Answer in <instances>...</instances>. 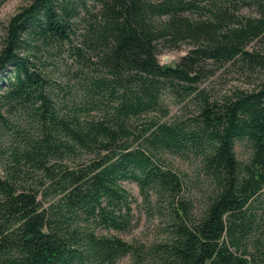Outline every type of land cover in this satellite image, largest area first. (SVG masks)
<instances>
[{
    "label": "trees",
    "instance_id": "trees-1",
    "mask_svg": "<svg viewBox=\"0 0 264 264\" xmlns=\"http://www.w3.org/2000/svg\"><path fill=\"white\" fill-rule=\"evenodd\" d=\"M1 28L0 264H264V0H31ZM222 68L262 76L214 95ZM130 183L163 237L119 235Z\"/></svg>",
    "mask_w": 264,
    "mask_h": 264
},
{
    "label": "rangeland",
    "instance_id": "rangeland-1",
    "mask_svg": "<svg viewBox=\"0 0 264 264\" xmlns=\"http://www.w3.org/2000/svg\"><path fill=\"white\" fill-rule=\"evenodd\" d=\"M31 3V0H4L0 5V37L3 33L1 27H4L10 18L18 13L22 7L27 6ZM245 12L248 10L244 9ZM2 47L1 38H0V49ZM191 45L188 42H185L181 45L180 48L177 49H165L163 50L159 58L162 63H175L177 62L182 55H184L189 49ZM262 76V73L256 74V76H249L246 74H241L240 72L230 70L228 68H222L218 70V72L208 78L204 85L211 87L215 93L214 95H221L235 86H240L244 88L252 87L257 77ZM264 76V75H263ZM177 107H172V112H175ZM167 159L171 161L176 167H179L188 172L194 171V163L191 161H185L180 158H175L172 155H167ZM129 187L133 191L134 195L138 198L137 201L134 202L133 206L135 209V224L134 227L127 232L119 233L124 239L129 242L133 241H141V242H151L155 239H159L163 237L160 228H158V219L150 220L149 214L142 204V199L139 196L138 187L136 184L130 183ZM130 261V257H126L118 264H127Z\"/></svg>",
    "mask_w": 264,
    "mask_h": 264
}]
</instances>
